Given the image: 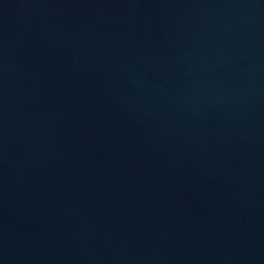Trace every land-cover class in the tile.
Masks as SVG:
<instances>
[{"label": "water", "instance_id": "1", "mask_svg": "<svg viewBox=\"0 0 264 264\" xmlns=\"http://www.w3.org/2000/svg\"><path fill=\"white\" fill-rule=\"evenodd\" d=\"M0 264H264V0H0Z\"/></svg>", "mask_w": 264, "mask_h": 264}]
</instances>
